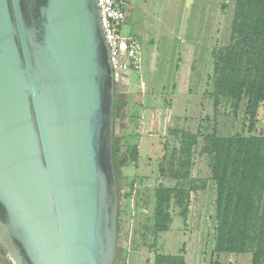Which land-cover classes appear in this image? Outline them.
I'll return each mask as SVG.
<instances>
[{
  "label": "water",
  "instance_id": "95a60500",
  "mask_svg": "<svg viewBox=\"0 0 264 264\" xmlns=\"http://www.w3.org/2000/svg\"><path fill=\"white\" fill-rule=\"evenodd\" d=\"M115 83L97 0H0V246L115 264Z\"/></svg>",
  "mask_w": 264,
  "mask_h": 264
},
{
  "label": "rangeland",
  "instance_id": "374dc122",
  "mask_svg": "<svg viewBox=\"0 0 264 264\" xmlns=\"http://www.w3.org/2000/svg\"><path fill=\"white\" fill-rule=\"evenodd\" d=\"M128 6L121 34L138 40L142 69L131 72L128 84L117 86V97H125L128 107L116 120L115 134L122 133L120 125H129L135 136L128 142L137 147L139 158L121 171L116 264H154L158 253L185 256L188 264H250V254L210 255L211 184L190 194L185 220L172 207L166 233L155 239L147 230L153 189L172 185L158 172L165 146L177 147L172 129L198 134L200 143L213 130L221 135L241 131V116L214 117L209 98L212 53L228 42L233 0H128ZM134 118L135 124L130 121ZM256 129L264 134V109ZM193 162L190 177L197 179L205 161L194 156ZM129 192L127 199L124 195ZM2 250L0 246V264H13Z\"/></svg>",
  "mask_w": 264,
  "mask_h": 264
},
{
  "label": "trees",
  "instance_id": "16d2710c",
  "mask_svg": "<svg viewBox=\"0 0 264 264\" xmlns=\"http://www.w3.org/2000/svg\"><path fill=\"white\" fill-rule=\"evenodd\" d=\"M222 7L228 10V6ZM212 62L209 98L214 117L238 120L241 116V131L221 135L213 130L205 133L200 143L198 134L172 129L177 147L169 150L165 146L158 169L172 185L159 184L153 189L147 230L155 239L166 233L172 222V207L185 220L190 194L211 184L214 201L210 255L250 254V264H264V134L256 129L264 109V0H233L228 42L212 53ZM127 107L125 97H117L115 86L113 157L119 201L121 171L139 158L137 147L128 142L135 136L129 125H120L122 133L115 134L116 120ZM130 121L136 123L135 118ZM194 156L205 161L197 179L190 177ZM124 197L129 199L131 192ZM120 219L119 205L118 231ZM154 264H184V259L158 253Z\"/></svg>",
  "mask_w": 264,
  "mask_h": 264
},
{
  "label": "built area",
  "instance_id": "2783aa9c",
  "mask_svg": "<svg viewBox=\"0 0 264 264\" xmlns=\"http://www.w3.org/2000/svg\"><path fill=\"white\" fill-rule=\"evenodd\" d=\"M101 26L110 49L115 86L129 83L131 72L142 69L141 47L134 36L121 34L128 16L127 0H97Z\"/></svg>",
  "mask_w": 264,
  "mask_h": 264
},
{
  "label": "crops",
  "instance_id": "0c3cea01",
  "mask_svg": "<svg viewBox=\"0 0 264 264\" xmlns=\"http://www.w3.org/2000/svg\"><path fill=\"white\" fill-rule=\"evenodd\" d=\"M128 1V0H127ZM129 10H130V8H129ZM172 256H175V255H172ZM181 257H183V259H184V264H188L187 263V260H186V257L185 256H181Z\"/></svg>",
  "mask_w": 264,
  "mask_h": 264
}]
</instances>
